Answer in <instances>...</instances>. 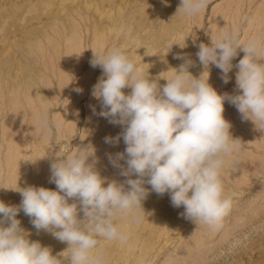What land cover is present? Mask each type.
Wrapping results in <instances>:
<instances>
[{
	"label": "rangeland",
	"instance_id": "obj_1",
	"mask_svg": "<svg viewBox=\"0 0 264 264\" xmlns=\"http://www.w3.org/2000/svg\"><path fill=\"white\" fill-rule=\"evenodd\" d=\"M179 5L180 0H0V200L19 205L22 197L13 190L18 187L55 190L49 183L55 155L89 145L102 177L127 179L109 160L126 145L122 137L118 143L105 142L123 126L99 115L101 103L92 89L103 73L90 64L93 51L119 47L150 78H170V69L184 63L175 58L180 55L193 61L188 70L199 77L204 69L196 56L198 45L210 44L211 36L238 29L242 43L264 37V0H209L195 17L176 14ZM243 56L238 50L233 64ZM236 71L225 84L221 70L210 66L208 82L220 94H237ZM224 109L241 148L226 157L221 173L232 196L221 227L185 219L183 207H173L169 194L150 191L142 201V222L120 221L121 230L129 233L127 242L101 240L97 251L107 264H264V132L229 102ZM37 113L47 114V128ZM17 218L30 241L49 247L53 255L68 248L50 233L37 232L23 211Z\"/></svg>",
	"mask_w": 264,
	"mask_h": 264
},
{
	"label": "clouds",
	"instance_id": "obj_2",
	"mask_svg": "<svg viewBox=\"0 0 264 264\" xmlns=\"http://www.w3.org/2000/svg\"><path fill=\"white\" fill-rule=\"evenodd\" d=\"M208 3L180 0L176 14L195 17ZM238 50L244 56L234 65ZM196 56L204 69L199 77L188 70L193 61L177 55L184 63L170 69L174 70L170 78H150L119 47L93 51L90 64L100 67L103 74L93 86L92 96L101 103V117L123 126L117 137H106L105 142L118 143L123 138L126 148L114 156L109 154V160L127 179L109 182L102 177L91 145L55 155L49 177L55 190L18 187L13 190L22 197L19 205L0 200V264H107L97 251L101 240L126 243L129 233L121 230L120 221L141 223L142 201L150 191L169 194L173 207H183L185 219L221 227L232 207L221 173L226 157L241 148L224 118V104L235 106L242 119H250L264 132V37L252 36L242 43L238 29L224 31L211 36L210 44L200 43ZM210 66L221 70L225 84L233 68L238 69L237 94H220L209 84ZM160 79L166 80L163 86ZM125 88L131 91L126 94ZM35 118L47 128V114L37 113ZM21 211L37 232L50 233L68 248L53 255L49 247L30 241V233L17 218Z\"/></svg>",
	"mask_w": 264,
	"mask_h": 264
}]
</instances>
